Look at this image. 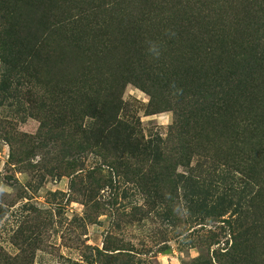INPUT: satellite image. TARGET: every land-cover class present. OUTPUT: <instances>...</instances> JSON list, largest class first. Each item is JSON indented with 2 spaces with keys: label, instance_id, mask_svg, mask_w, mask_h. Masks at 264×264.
<instances>
[{
  "label": "rangeland",
  "instance_id": "1",
  "mask_svg": "<svg viewBox=\"0 0 264 264\" xmlns=\"http://www.w3.org/2000/svg\"><path fill=\"white\" fill-rule=\"evenodd\" d=\"M132 1L123 5L139 19V1ZM2 9L0 5V264H264V189L263 197H253L257 186L248 174L240 175L238 163L246 156L234 148L233 135L218 128L184 136L185 130L174 126L183 89L169 81L152 92L125 80L124 106L106 128L114 129L112 134L88 133L92 121L83 116L60 128L53 123L56 109L48 101L43 70L37 64L24 74L13 69V3ZM151 17L156 20L143 21L142 31L167 27L161 12L153 11ZM115 19L110 20L116 24ZM109 30L116 41L102 42L117 48L123 60L130 58L132 50L122 38L118 41L115 25ZM104 52H94L96 60L111 56ZM162 53L170 77L178 59L170 47ZM53 66L55 72L62 68ZM75 104L72 113L78 115L81 102ZM78 143L84 145L82 151ZM184 144L189 147L182 150ZM159 147L165 157H181L167 181L174 186H144L146 177L153 176L148 168L153 174L157 168L143 150ZM67 149L70 155L65 156ZM109 161L118 167L108 173L104 165ZM93 171L104 182L89 185L85 179V192H76L81 187L76 175Z\"/></svg>",
  "mask_w": 264,
  "mask_h": 264
},
{
  "label": "trees",
  "instance_id": "2",
  "mask_svg": "<svg viewBox=\"0 0 264 264\" xmlns=\"http://www.w3.org/2000/svg\"><path fill=\"white\" fill-rule=\"evenodd\" d=\"M128 1L131 0H69L57 5L56 0H0L2 10L13 3L16 37L13 69L24 74L30 64H37L48 78L47 98L56 109L53 123L65 129L73 118L83 116L92 121L88 133L95 137L114 131L106 128L116 121V114L124 106L125 80L152 92L166 86L164 81L177 83L184 98L179 99L174 126L185 130L184 136L189 138L198 129L211 133L221 128L233 135L229 139L235 143L234 148L239 155L246 156L245 161L238 163L240 175L248 174L257 186L253 197H263L260 193L264 189V16L259 17L263 20L259 22L258 14L264 15V0H138L136 8L143 12L139 19L129 16L130 9L123 5ZM130 3L136 4V0ZM153 11L165 15L161 21L167 22V27L164 24L142 31L143 21L156 20L151 17ZM129 17L134 19L130 21ZM110 19H115L116 24ZM112 25L116 27L117 40L122 38L132 50L130 58L123 60L124 56L115 52L117 48L102 42L110 38L116 41L109 30ZM147 41H156L162 50L170 47L176 53L178 61L170 77H167L170 66H166L161 56L150 59ZM105 50L104 54L111 56L105 61L96 60L94 52L101 54ZM54 64L62 68L55 72ZM77 102H81V111L73 115L72 106L78 105ZM44 104L40 103V107L45 109ZM257 108L262 114L257 113ZM80 132L87 133L83 128ZM187 145L181 149L188 148ZM83 146L78 143L80 151ZM96 146L95 143L93 147ZM262 146L255 151V147ZM160 149L143 150L144 156H153L151 160L157 168L156 174L148 168L147 172L153 176L146 177L144 186L176 184L167 181L172 180L181 157H165ZM64 155H70L69 149L64 150ZM108 163L104 162L108 173L118 167ZM96 173L76 175L81 186L76 192H85V179L89 185L104 182ZM122 174L128 176V169ZM193 186L198 188L196 183ZM73 188L72 181L70 190Z\"/></svg>",
  "mask_w": 264,
  "mask_h": 264
},
{
  "label": "clouds",
  "instance_id": "3",
  "mask_svg": "<svg viewBox=\"0 0 264 264\" xmlns=\"http://www.w3.org/2000/svg\"><path fill=\"white\" fill-rule=\"evenodd\" d=\"M147 52L154 58L159 59L162 54L161 45L156 41H147ZM175 87V85H172Z\"/></svg>",
  "mask_w": 264,
  "mask_h": 264
}]
</instances>
